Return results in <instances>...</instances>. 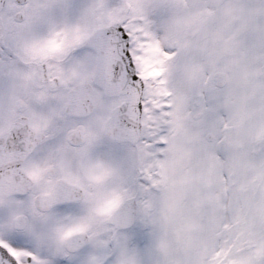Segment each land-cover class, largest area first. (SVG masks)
Returning <instances> with one entry per match:
<instances>
[{"label": "snow or ice", "instance_id": "1", "mask_svg": "<svg viewBox=\"0 0 264 264\" xmlns=\"http://www.w3.org/2000/svg\"><path fill=\"white\" fill-rule=\"evenodd\" d=\"M0 264H264V0H0Z\"/></svg>", "mask_w": 264, "mask_h": 264}]
</instances>
